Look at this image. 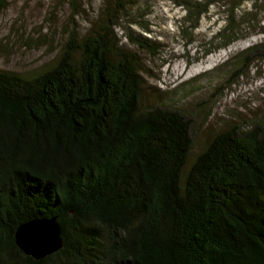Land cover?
Segmentation results:
<instances>
[{
    "label": "trees",
    "instance_id": "16d2710c",
    "mask_svg": "<svg viewBox=\"0 0 264 264\" xmlns=\"http://www.w3.org/2000/svg\"><path fill=\"white\" fill-rule=\"evenodd\" d=\"M126 2L69 28L45 69H0V264H264V130H221L190 162L192 117L143 101L131 45L159 47L122 23ZM234 17L207 53L238 39ZM243 51L242 73L264 60V43ZM49 218L64 246L27 255L16 231Z\"/></svg>",
    "mask_w": 264,
    "mask_h": 264
},
{
    "label": "rangeland",
    "instance_id": "374dc122",
    "mask_svg": "<svg viewBox=\"0 0 264 264\" xmlns=\"http://www.w3.org/2000/svg\"><path fill=\"white\" fill-rule=\"evenodd\" d=\"M192 1L197 0H127L122 20L159 47L152 53L131 45L144 65L143 101L174 106L192 117L190 162L221 130L235 125L264 130V60L240 70L243 50L264 43V0H198L207 8L200 11L198 26L189 20ZM107 6L113 9L114 0H0V69H45L67 30L76 27L84 35ZM232 10L242 28L238 39L222 47L218 38L219 46L207 53L213 37L233 19Z\"/></svg>",
    "mask_w": 264,
    "mask_h": 264
},
{
    "label": "water",
    "instance_id": "95a60500",
    "mask_svg": "<svg viewBox=\"0 0 264 264\" xmlns=\"http://www.w3.org/2000/svg\"><path fill=\"white\" fill-rule=\"evenodd\" d=\"M17 245L29 256L41 259L64 246L56 218L32 220L19 226Z\"/></svg>",
    "mask_w": 264,
    "mask_h": 264
}]
</instances>
